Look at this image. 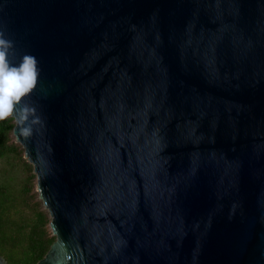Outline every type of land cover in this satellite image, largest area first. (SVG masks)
I'll use <instances>...</instances> for the list:
<instances>
[{"label": "water", "instance_id": "1", "mask_svg": "<svg viewBox=\"0 0 264 264\" xmlns=\"http://www.w3.org/2000/svg\"><path fill=\"white\" fill-rule=\"evenodd\" d=\"M0 32L40 68L37 264H264V0H0Z\"/></svg>", "mask_w": 264, "mask_h": 264}, {"label": "trees", "instance_id": "2", "mask_svg": "<svg viewBox=\"0 0 264 264\" xmlns=\"http://www.w3.org/2000/svg\"><path fill=\"white\" fill-rule=\"evenodd\" d=\"M14 125L13 117L0 121V255L7 264H37L56 235Z\"/></svg>", "mask_w": 264, "mask_h": 264}, {"label": "clouds", "instance_id": "3", "mask_svg": "<svg viewBox=\"0 0 264 264\" xmlns=\"http://www.w3.org/2000/svg\"><path fill=\"white\" fill-rule=\"evenodd\" d=\"M12 47L13 42L0 32V121L13 117L19 135L28 139L32 135V125L40 120L35 108L23 101L37 86L39 62L35 56L25 54L18 65L10 64L8 54Z\"/></svg>", "mask_w": 264, "mask_h": 264}, {"label": "rangeland", "instance_id": "4", "mask_svg": "<svg viewBox=\"0 0 264 264\" xmlns=\"http://www.w3.org/2000/svg\"><path fill=\"white\" fill-rule=\"evenodd\" d=\"M35 186H36L35 190L37 191L36 179H35ZM49 227H50V226H49Z\"/></svg>", "mask_w": 264, "mask_h": 264}]
</instances>
